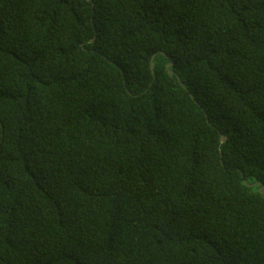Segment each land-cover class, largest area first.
<instances>
[{
  "label": "trees",
  "instance_id": "16d2710c",
  "mask_svg": "<svg viewBox=\"0 0 264 264\" xmlns=\"http://www.w3.org/2000/svg\"><path fill=\"white\" fill-rule=\"evenodd\" d=\"M256 183L264 0H0V264H264Z\"/></svg>",
  "mask_w": 264,
  "mask_h": 264
},
{
  "label": "water",
  "instance_id": "95a60500",
  "mask_svg": "<svg viewBox=\"0 0 264 264\" xmlns=\"http://www.w3.org/2000/svg\"><path fill=\"white\" fill-rule=\"evenodd\" d=\"M171 65H172V64L170 63V64L168 65V67H170ZM151 67H152V72L154 73V58L152 59ZM171 73L174 74V72H171ZM226 141H227L226 137H225L224 135L220 134V142H221V144L226 143ZM244 184L247 185L246 182H244ZM256 186L261 187V188H260V192L264 194V192H263V191H264V186L261 185V184H259V183H256V184H254V185H251V186H249V187H256Z\"/></svg>",
  "mask_w": 264,
  "mask_h": 264
}]
</instances>
